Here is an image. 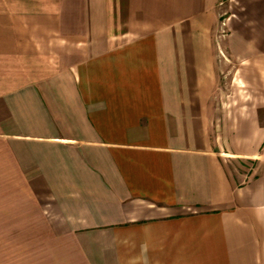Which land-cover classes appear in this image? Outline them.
Wrapping results in <instances>:
<instances>
[{
  "label": "crops",
  "instance_id": "obj_1",
  "mask_svg": "<svg viewBox=\"0 0 264 264\" xmlns=\"http://www.w3.org/2000/svg\"><path fill=\"white\" fill-rule=\"evenodd\" d=\"M0 264H264V0H0Z\"/></svg>",
  "mask_w": 264,
  "mask_h": 264
},
{
  "label": "rangeland",
  "instance_id": "obj_2",
  "mask_svg": "<svg viewBox=\"0 0 264 264\" xmlns=\"http://www.w3.org/2000/svg\"><path fill=\"white\" fill-rule=\"evenodd\" d=\"M223 7H224V9H225V5H223ZM226 16V14H224L223 15V17H222V21H225V19H224V17ZM228 32H230L226 27L223 29V32H222V34L223 35H226ZM233 68H232V65L230 66L229 65V72H231V70H232Z\"/></svg>",
  "mask_w": 264,
  "mask_h": 264
}]
</instances>
